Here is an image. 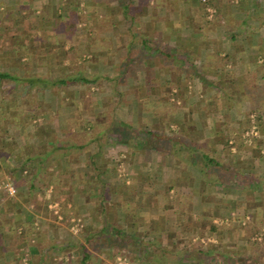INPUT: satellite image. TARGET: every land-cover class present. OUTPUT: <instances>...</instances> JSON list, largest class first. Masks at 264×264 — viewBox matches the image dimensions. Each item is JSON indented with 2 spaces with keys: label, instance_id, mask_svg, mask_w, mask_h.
I'll list each match as a JSON object with an SVG mask.
<instances>
[{
  "label": "trees",
  "instance_id": "obj_1",
  "mask_svg": "<svg viewBox=\"0 0 264 264\" xmlns=\"http://www.w3.org/2000/svg\"><path fill=\"white\" fill-rule=\"evenodd\" d=\"M98 1L0 0V31L6 32L0 36V83L7 81L13 91L22 89V86H25V90L38 87L43 97L42 104L31 107V113L26 119L23 118L25 122L20 106L22 95L15 97L14 101L9 99V104H13L12 108L9 109L8 106L0 109L1 114L5 112L8 116L5 118L0 115V184L6 180L2 174L5 173L11 179L14 189H17L15 195H9L5 189H0V239L5 237V231H2L4 222H9L8 232L12 234L7 246L0 245V264H116L117 256H121L130 264H218L211 259L219 256L226 260L227 253L224 252L225 244L222 248L219 247L218 243L222 239L217 233L226 226L230 228L232 222L240 221L237 217L227 219L226 216L231 213L226 214L227 211H223L222 223L217 225L212 214L210 215L211 209H201L202 206L196 208L195 214L199 215L201 220L207 221L198 223V230L193 228L191 236L202 238L204 243L199 240L197 243H191V246L186 245L185 249L173 250L171 247L179 238L177 233L183 232L182 226L177 225L179 230L176 228V232H168L167 218L164 215L152 219L149 214L138 213L134 207L138 204L141 205L138 208L144 206L143 197L136 201L138 195L134 192V186L127 187L124 182L113 183L118 180L117 175L106 168L108 158L111 159L116 154L112 148H123L131 152V157L139 153V165L134 168L137 171L134 173L135 178L144 185L150 176L147 167H157L154 170L155 179L161 184L156 188L155 196L162 197L166 202L172 191L177 197L174 204L184 206L189 213L193 212L190 203L181 200L177 184L180 180L187 182L186 186L193 194L201 184L193 177L195 163H199L195 168L201 172L204 186L211 184L207 177L211 167L216 164L209 155L202 154L194 145L188 144L185 138L175 134L172 136L171 132L166 134L162 128L154 129L155 124H159L156 120L167 122L168 118L183 128V107L164 105L160 108L166 109L167 115H157V112H153L145 104L130 106L129 113L134 114V120L129 123L114 120L112 113L110 114L112 111L107 107L109 115L105 121H100V115L106 114L107 109L103 105L94 108L91 98L94 94L88 93L89 97L82 102V106H85L83 110L77 105L80 102L78 99L71 100L73 104L68 105L64 97L59 96V93L67 94L69 88L74 85H79L86 91L97 86V80L85 75L80 65L68 73L65 72L68 68L60 64L58 73L52 75L22 76V49H25L26 41L31 49L36 47V50L40 51L49 47L52 40L57 42L59 39L58 43H61L66 37L83 31L81 22H84L85 16H89L91 21H97ZM126 1L123 0L122 12L126 19H130V9ZM79 3H83L82 10L85 14L77 10ZM66 4L72 7L70 16ZM68 17L70 22L66 21ZM24 22L25 25H22ZM36 36L41 39L34 41ZM72 49L70 47V50ZM115 92H118L120 97L130 94V91L118 89L113 91ZM53 97V103L56 105L51 108ZM139 108L144 110L141 117L135 115ZM50 109L55 110V116H51ZM41 115L48 126L47 132L38 127L33 137L23 136V131L29 133L32 119ZM147 118L154 119L149 126L144 124ZM66 132L72 136H66ZM38 134H42V137H38ZM138 135L142 137L138 138ZM92 147L94 151H91ZM163 153L167 154L168 159L180 162L172 173L168 172V176L174 178L176 185L166 184L163 180L166 169H163L160 160L155 161L156 158H163ZM180 159L192 164L188 167H193L184 180L182 176L185 175V169L183 170ZM75 164L80 166L73 169ZM144 166H147L145 170L142 169ZM89 181L93 183L91 190L88 188ZM109 193L117 195V215L108 212L105 199ZM38 197L42 200H37ZM90 197L97 198L96 206L90 205L93 201ZM49 204L58 205L61 221L48 209ZM164 207L173 209L168 205ZM118 215L125 216L123 219L128 220L122 223V219L117 218ZM72 218L81 221L82 228L77 235L68 229V220ZM226 220L232 224L225 225ZM206 225L207 230L204 229ZM151 226H155L154 232H151ZM251 226L250 219L243 228H239L246 231V243L250 244L252 250L260 242L255 241L256 233H252ZM110 229L112 231H109ZM225 235L226 233H223L222 237ZM209 237L216 238L218 243L208 241ZM165 239L166 244L163 241ZM90 245L99 252L97 256L88 249ZM253 253L252 251V254L244 257L240 255L242 253L233 256H237L236 263L239 264H258L252 260V257H257L258 254ZM23 257H26L25 263L22 262ZM230 262L226 260L222 264H231Z\"/></svg>",
  "mask_w": 264,
  "mask_h": 264
},
{
  "label": "crops",
  "instance_id": "obj_2",
  "mask_svg": "<svg viewBox=\"0 0 264 264\" xmlns=\"http://www.w3.org/2000/svg\"><path fill=\"white\" fill-rule=\"evenodd\" d=\"M126 2L130 19L122 12L123 0H99L97 21L85 16L81 22L83 31L66 37L61 43H58L59 39L57 42L52 40L49 47L40 51L36 47L31 49L26 41V50L22 49V76L52 75L58 73L60 64L68 68L65 70L68 73L80 65L85 75L97 80L101 105L108 103L114 120L124 123L134 120L129 109L140 103L139 94L144 96L142 104L175 106L171 101L175 98L179 107H183V128L177 125L179 132L172 136L185 138L202 154L209 155L216 165L211 167L207 177L211 184L204 186L201 172L195 168L199 163H195L193 177L201 184L192 194L187 182L180 180L177 184L168 176L180 162L168 159L163 153V158L155 159L164 161L163 180L167 185H178L183 201L194 195L195 210L200 206L201 209L209 208L207 206L223 209L219 213L214 210L210 213L215 224L218 217L222 223V213L227 211L226 214L231 213L227 219L237 217H234L235 213L242 215L239 217L243 220H252V233H260L264 230V0ZM207 6L214 10L212 17L208 16ZM66 7L70 16L72 7L68 4ZM82 9L83 3H80L77 10L85 14ZM66 21L70 22V18ZM39 39L40 36L33 38L34 41ZM24 88L22 86V119L31 113V107L41 105L43 99L38 87ZM79 89V85L69 88V100L76 98ZM116 89L130 91V94L120 97L118 92L113 93ZM54 100L53 97L51 108L56 105ZM69 100H66L67 104L72 105ZM119 109H123L124 119L117 115ZM50 111L51 116H55V110ZM32 121L29 133L23 131V136L33 137L38 127L47 132L44 116ZM253 128L258 136H251L245 142L244 131ZM66 136L72 135L66 132ZM181 164L185 169V175H181L184 180L193 167H188L191 163ZM152 183L155 187L161 184L155 178ZM153 210L154 205L150 212ZM201 219L200 223L207 221ZM8 223L2 224L5 237L0 239V245L3 246H7L12 235L8 232ZM232 223L236 225L226 226L217 233L222 239L219 243L214 237H209L208 241L218 243L220 248L225 244V259L231 264H239L234 254L242 253L240 255L244 257L252 251L258 254L252 260L264 264V243L251 250L250 244L246 243L247 233L242 230V225L239 226L244 222ZM155 229L151 226V232ZM223 233H226L224 238ZM186 245L180 235L171 249H185ZM214 257L218 261L211 259L212 262L224 263L223 257ZM25 258H22L23 263Z\"/></svg>",
  "mask_w": 264,
  "mask_h": 264
},
{
  "label": "rangeland",
  "instance_id": "obj_3",
  "mask_svg": "<svg viewBox=\"0 0 264 264\" xmlns=\"http://www.w3.org/2000/svg\"><path fill=\"white\" fill-rule=\"evenodd\" d=\"M201 1H202V3H207V0H201ZM206 10H207V13H208L209 17H212L214 15V10L210 6H207ZM4 33H6L5 30H1L0 31V36L2 34H4ZM1 39L2 38L0 37V41H2ZM1 59L4 60L3 58H1ZM97 87L98 86L91 87L89 89V91H86V89H79V91L75 95L76 96L75 99H78L80 101L77 104V105H80L79 106L80 109H82V110L84 109L85 106H82L83 105L82 102L84 103V101L89 97L88 93L94 94L91 97L92 101L94 103L93 104L94 108L96 109V108H98V106L101 107L102 101H99V97H100L99 95L101 94V90L99 91V89ZM68 92L69 91H67V94L65 92L64 93H59V96H61V97L63 96L65 100H67V99L69 100V94L70 93H68ZM21 95H22V89H20L18 91H13L11 89V87L9 86V84L7 83V81L1 82L0 83V109H3V107H8V106H9V109L12 108L13 104H9V99L14 101L15 97L21 96ZM143 97L144 96L142 94H139V98L140 99H143ZM69 101H71V100H69ZM139 101H140V103L139 104H134V106L145 104V106L151 108V110H153V112L154 111L157 112V115L167 113L166 109L160 108V107L164 106V104H160V105H153L151 103H149V104L143 103L142 104L141 100H139ZM171 101L176 107H179L180 103H177V100L175 98H172ZM105 103H106V101H105ZM106 105L107 106H104V107L105 108L109 107L110 111H112V107H110L108 105V103H106ZM14 106H15V104H14ZM20 106L22 107V97L20 99ZM168 106L169 105H167L166 107H168ZM125 107H123V109H125ZM89 109L92 110V108H89ZM123 109H119L117 111V115L120 117V119H124L125 118V116H123V112H124ZM159 109H161V110H159ZM12 111H13V109H12ZM142 112H144L143 108H141V109L139 108L138 111L135 112L136 113L135 115H139L140 116L141 114H143ZM107 113H109V111ZM0 115L2 117L4 116L5 118L7 116L5 114V112L4 113L2 112V114L0 113ZM147 116L148 115H146V117ZM154 116H156V115H154ZM100 117H101L100 121H105V118L107 116H106V114L105 115L102 114V115H100ZM156 121L157 122L159 121V124H155V127L158 128V129L162 128L165 132H171V133H178L179 132V127L177 126V124L172 122V120H169V118L166 119L167 122H165V121L163 122V120L161 121L159 119L156 120ZM145 122L146 123H144V122L143 123L149 126L153 121H149V119L147 118V120H145ZM15 130H16V133H18V130L17 129H15ZM242 136H243L242 137L243 140L245 142H248V139L251 136H255L256 137V136H258V133H257V130L255 128H253L252 130L244 131ZM141 137L142 136L138 135V138H141ZM91 146H93V144H91ZM93 147L91 148V151L95 150ZM111 150L113 151V153H116V154H114L111 159L108 158L106 168H107V171L117 175V179L118 180H116L113 183H117V184L121 183L122 184V182H124L125 186H127V187L134 186V192H136V194L138 195L136 197V201H137V199H140V198L143 197L142 200H143V202H145L143 207L138 208V207L141 206L140 204H138V206H135L134 209L138 213L143 214V215L150 214V217L152 219L158 217L159 213H163L162 215H164V217L167 218V229H168V232H170V231L171 232H176L175 229L177 228L179 230L178 227L182 226V228H183L182 234L180 232V234L177 233V235L178 236H180V235L182 236V242L184 244L190 245V243H197L199 240L202 241V243H204L202 238H198V237H194V236L192 237L191 236V230L193 228L197 229L198 228V227H196L197 224L198 223L200 224L199 217L196 216L195 212L191 211L189 213L187 211V208H185L184 206L182 207V206L175 205L176 204L175 199L177 197L173 194V192L169 194V197H168L166 202L162 200V197L155 196V194L157 193V190H156L157 187L153 186V183H152L153 179L156 177L155 176V172L156 171H154L155 170V166H153V168L146 166L150 170V171H148L150 176H149V179L145 180V183H144L145 186H144V185L141 184L142 182L139 179H136L135 176H134V173L137 172L136 169L134 170V168H137L138 165H139V163H137V162H139L138 160H139L140 154L136 153V155H133L131 157L130 156L131 152H127L123 148H120V149L112 148ZM105 159H107V158L105 157ZM162 161L163 160L160 161L161 165H162ZM79 166H80V164H75V166L72 167V168L75 169L76 167H79ZM146 167L144 166V167H142V169L145 170ZM2 174L6 177V180H3V182H2L3 184L2 183L0 184V189H5L8 193H9L8 189H13L14 193L13 194L9 193V195H15L17 189H14L11 179L9 178V176H6L5 173H2ZM112 181H114V180H112ZM88 184L90 186L88 188L91 190L92 189L91 186L93 185V183L91 181H89ZM124 190H126V189H124ZM143 190H144V192H146V195L143 193ZM131 192L134 193L133 191H131ZM192 196L194 197V195H192ZM193 197L186 198L185 201H188L190 203V206L192 207V209L195 210L196 204H195V201L193 202ZM90 198L92 199L93 197H90ZM40 200H42V198ZM92 200L93 201L90 203V205H92V206L95 205L96 206L98 204L97 203L98 202L97 198H93ZM181 200L183 201V199H181ZM161 201H163V202L161 203ZM105 202L107 204L108 212L111 213V215H114V214L117 215V212L115 210L116 209L115 207L117 205V195L116 194L113 195L111 193L107 194ZM153 205L155 206V210L150 212V209H151V207ZM164 205L165 206L166 205L171 206V207H173V209L172 208L171 209H167V208L164 207ZM207 207H209V209H211L212 213H214L215 211H218V213H219L220 211L223 210V209H218V208H215V207H213L214 208L213 209L210 206H207ZM48 209L51 210L53 212V214L58 217V221H61L62 216L59 213L57 204H49L48 205ZM213 210H214V212H213ZM185 211H187L188 214ZM93 212L94 211L92 210V213ZM235 216H237L238 219L240 220L238 222H244V224L240 223V225H242V226L243 225L245 226L247 221H250V219L249 220L248 219L242 220V217H239V216H242V215H238V214L235 213L234 217ZM117 218L119 220L122 219L121 220L122 223H125L128 220V219L124 220L123 218H126V217L125 216H121V215H118ZM216 219L218 220L216 222V224L217 225H221L219 217L216 218ZM225 223H226V225L232 224L231 222H229V220H228V222L225 221ZM67 225H68L69 231L72 232L74 235H77L78 232L80 231V229L82 228L81 221L79 219L77 220L76 218L69 219ZM177 225H179V226L176 227ZM233 225H236V224L233 223ZM199 227H201V226H199ZM206 227H207V225L204 226V229H207ZM165 228H166V226H165ZM184 228H186V229H184ZM109 231H112V230L110 229ZM263 236H264V230H262L260 233H256L255 236H254V239L257 242L264 243ZM163 241H165L164 244H166V239L163 240ZM93 245H90L89 247L86 246V247H88V249H90V251L92 250V253H95L96 254L95 256H97L99 254V252L94 249L95 248L94 246H96V245H94V246ZM74 253H76V252H74ZM74 253H72L71 255L73 256ZM219 258H221V257H219ZM215 260H217V259L215 258ZM221 261L222 260H219V262H221ZM223 262H224V259H223ZM116 264H130V263L125 261L124 258H122L121 256H117L116 257Z\"/></svg>",
  "mask_w": 264,
  "mask_h": 264
},
{
  "label": "built area",
  "instance_id": "obj_4",
  "mask_svg": "<svg viewBox=\"0 0 264 264\" xmlns=\"http://www.w3.org/2000/svg\"><path fill=\"white\" fill-rule=\"evenodd\" d=\"M8 191H9L10 194L14 193L13 189H8Z\"/></svg>",
  "mask_w": 264,
  "mask_h": 264
}]
</instances>
